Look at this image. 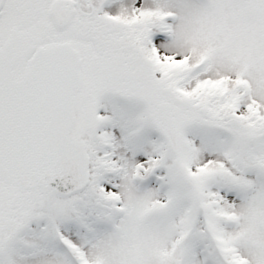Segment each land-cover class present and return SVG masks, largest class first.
<instances>
[{
    "label": "snow or ice",
    "instance_id": "snow-or-ice-1",
    "mask_svg": "<svg viewBox=\"0 0 264 264\" xmlns=\"http://www.w3.org/2000/svg\"><path fill=\"white\" fill-rule=\"evenodd\" d=\"M0 264H264V0H0Z\"/></svg>",
    "mask_w": 264,
    "mask_h": 264
}]
</instances>
